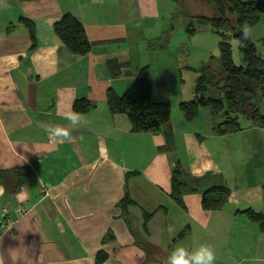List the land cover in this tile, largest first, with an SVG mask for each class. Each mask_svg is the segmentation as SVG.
I'll return each mask as SVG.
<instances>
[{
	"label": "crops",
	"instance_id": "obj_1",
	"mask_svg": "<svg viewBox=\"0 0 264 264\" xmlns=\"http://www.w3.org/2000/svg\"><path fill=\"white\" fill-rule=\"evenodd\" d=\"M166 7L161 0H0V170L25 173L13 194L0 184V218L12 222L0 223V264H95L100 252L102 264H166L175 247L202 244L214 248V264H264V232L246 213L264 215V128L243 116L241 131L219 136L208 108L185 120L184 98L167 97L171 121L158 132L133 133L126 115L109 111L107 91L127 92L139 69L150 68L152 97L167 86L159 76L177 72L175 65L158 73L149 60L154 42L164 41L165 51L171 41ZM64 14L84 27L89 54H73L56 36ZM204 60L187 54L183 61L201 76L209 73ZM81 100L95 104L81 113L83 124L69 127L68 139L50 138L45 129L68 127L63 115ZM176 165L192 177H219L230 190L226 206L203 210L201 193L189 187L178 205L170 196ZM18 207L27 214L17 217Z\"/></svg>",
	"mask_w": 264,
	"mask_h": 264
},
{
	"label": "trees",
	"instance_id": "obj_2",
	"mask_svg": "<svg viewBox=\"0 0 264 264\" xmlns=\"http://www.w3.org/2000/svg\"><path fill=\"white\" fill-rule=\"evenodd\" d=\"M206 3L213 9L214 16H199L195 19L199 25L209 26L220 38L219 69L212 72L211 63H204L202 70L208 71V75L203 74L197 79L194 100L182 102L179 110L185 120L191 122L197 118L201 108L210 109L221 122L215 128L219 136L241 131L239 116H245L264 128V116L259 112V104L264 100V58L258 53L250 37L243 39L241 30L244 24L252 28L263 12L257 6V0H206ZM233 18L234 22L231 20ZM25 23L34 43L35 33L31 23L27 20ZM54 32L73 54L85 56L92 51L93 43L88 40L84 27L71 14H64L54 24ZM189 33H196L192 26ZM230 37L237 42L242 66L234 64L232 47L228 42ZM107 65L111 76L117 78L120 75L118 62L111 60ZM106 99L111 114L127 116L133 133L158 132L171 121L170 104L156 101L152 97L151 71L148 66L138 70L135 81L127 92L117 95L114 90L109 89ZM94 107V103L81 100L74 103L73 110L83 114ZM24 175L21 170H0V184L13 194L24 183ZM9 180L11 181L8 182ZM186 187L192 192L201 193L202 208L205 211H220L229 200L230 190L219 177L211 174L192 177L176 165L172 173L170 196L181 207L184 206L182 193ZM132 203L127 197L123 200V204ZM246 213L264 232V215L251 210ZM150 216L151 214H146L144 222ZM182 235L184 233L180 236ZM105 259L106 255L100 252L95 264H102Z\"/></svg>",
	"mask_w": 264,
	"mask_h": 264
},
{
	"label": "rangeland",
	"instance_id": "obj_3",
	"mask_svg": "<svg viewBox=\"0 0 264 264\" xmlns=\"http://www.w3.org/2000/svg\"><path fill=\"white\" fill-rule=\"evenodd\" d=\"M168 5L167 9H170L169 19L166 22V31L170 36L171 41L166 43L167 50H160L159 48L164 46V41L154 42L152 44L153 53L149 57L152 62L153 68H156L158 73H165L167 70L176 65L177 72L174 75L161 74L163 75L161 81L167 83L163 93L154 88L155 96L158 94L161 97L162 102L167 101L169 97L170 102L175 104L176 100L182 98L186 99L187 102L194 99V88L196 85V79L200 75H194L185 68L184 59L187 54L193 57L206 58L203 63H211V71L217 72L219 69V58L220 49L219 42L220 38L218 35L212 32L209 26L199 25L196 22V17L206 16L213 17L214 11L206 3V0H161V3ZM233 22L235 19H231ZM192 26L196 34L191 35L189 29ZM166 35V34H165ZM230 35V34H229ZM264 37V13L261 15L259 21L251 28L250 39L254 43L259 54L264 56V43L262 38ZM229 44L232 47L233 61L236 66H242L241 54L238 50L237 42L234 38H229ZM175 46H180V50L176 49ZM194 63V62H193ZM175 68V69H176ZM169 79L177 80L182 82L181 84H174ZM244 117L239 116V120ZM10 227L5 221L2 223V228Z\"/></svg>",
	"mask_w": 264,
	"mask_h": 264
},
{
	"label": "clouds",
	"instance_id": "obj_4",
	"mask_svg": "<svg viewBox=\"0 0 264 264\" xmlns=\"http://www.w3.org/2000/svg\"><path fill=\"white\" fill-rule=\"evenodd\" d=\"M241 30L243 39L247 40L250 37L251 28L247 24H244ZM63 119L69 122L68 127L50 125L45 129L50 138L68 139L71 136L69 127L77 128L84 122L83 115L74 111L65 113ZM164 247L166 248V246ZM215 260V250L211 245L202 244L199 247L192 249L177 246L171 251L166 264H214Z\"/></svg>",
	"mask_w": 264,
	"mask_h": 264
},
{
	"label": "built area",
	"instance_id": "obj_5",
	"mask_svg": "<svg viewBox=\"0 0 264 264\" xmlns=\"http://www.w3.org/2000/svg\"><path fill=\"white\" fill-rule=\"evenodd\" d=\"M15 214H16L17 217H21V216H25L27 213H26V210L25 209H23L22 207H18L15 210ZM5 221L7 222V225L8 226H11L12 225V222H11L10 219H7L4 216L2 218H0V223L1 222H5Z\"/></svg>",
	"mask_w": 264,
	"mask_h": 264
},
{
	"label": "water",
	"instance_id": "obj_6",
	"mask_svg": "<svg viewBox=\"0 0 264 264\" xmlns=\"http://www.w3.org/2000/svg\"><path fill=\"white\" fill-rule=\"evenodd\" d=\"M257 6L264 13V0H257Z\"/></svg>",
	"mask_w": 264,
	"mask_h": 264
}]
</instances>
